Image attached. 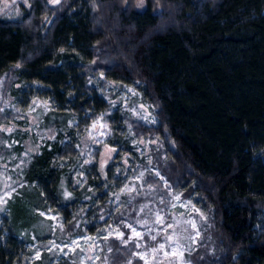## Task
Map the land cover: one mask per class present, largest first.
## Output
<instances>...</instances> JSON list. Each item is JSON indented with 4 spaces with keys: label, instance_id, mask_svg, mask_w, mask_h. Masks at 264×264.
Wrapping results in <instances>:
<instances>
[{
    "label": "trees",
    "instance_id": "obj_1",
    "mask_svg": "<svg viewBox=\"0 0 264 264\" xmlns=\"http://www.w3.org/2000/svg\"><path fill=\"white\" fill-rule=\"evenodd\" d=\"M5 1L0 176L12 178L10 198L59 215L57 243L113 224L122 236L99 238L95 264H143L137 253L153 243L129 229L139 205L152 199L169 219V191L180 192L206 212L193 215L192 264H264V0ZM122 86L155 122L115 99ZM34 98L51 110L32 134ZM91 122L103 123L101 142L89 140ZM104 146L116 154L101 173ZM140 169L136 192L118 195ZM0 223V264H24L30 233L7 210ZM53 255L33 264L77 262Z\"/></svg>",
    "mask_w": 264,
    "mask_h": 264
},
{
    "label": "rangeland",
    "instance_id": "obj_2",
    "mask_svg": "<svg viewBox=\"0 0 264 264\" xmlns=\"http://www.w3.org/2000/svg\"><path fill=\"white\" fill-rule=\"evenodd\" d=\"M9 1V0H7ZM114 95L117 101L127 104L128 110L135 116L141 117L145 122H155V117L150 111L149 106L136 101L138 96L131 87L122 86L114 89ZM136 99V100H135ZM51 110L48 101L34 98L28 105L26 115L30 125L23 129L28 133H42L45 129L44 116ZM74 124V123H73ZM89 140L101 142L106 136V130L102 122H91L87 128ZM48 137V134H44ZM100 171L103 173L110 161L114 158L115 150L104 146L100 152ZM140 169L132 176H129L124 185L120 188L119 194L135 193V184L140 182L143 176ZM6 180L0 176V212L7 210L11 220V226L22 235L29 232L26 237L29 239L25 244L24 264H33L37 261H49L51 257L75 256L77 262L74 264H95L101 252L99 238L102 237H121V232L115 225L108 226L101 235H82L74 237L70 241L57 243L51 235L55 229L61 226V217L51 211H41L35 209V200L25 194L19 196H10L15 188L5 192ZM65 195L69 192L62 186ZM168 211L171 213L169 219L164 217L158 203L154 200L145 199L138 208V217L136 224L130 225L131 237L140 240L144 235L149 236L152 245L141 247L137 256L140 257L143 264H192L186 258V254L196 246V240L200 235L197 228V221L193 215L200 219L206 216L205 209L200 203L192 198L182 197L180 192L169 191ZM7 199V200H6ZM119 202L116 197L115 206ZM1 224V223H0ZM20 235V237H24ZM46 238L42 243L40 240ZM158 237L161 239L156 240ZM47 253L44 258L43 253Z\"/></svg>",
    "mask_w": 264,
    "mask_h": 264
},
{
    "label": "flooded vegetation",
    "instance_id": "obj_3",
    "mask_svg": "<svg viewBox=\"0 0 264 264\" xmlns=\"http://www.w3.org/2000/svg\"><path fill=\"white\" fill-rule=\"evenodd\" d=\"M9 1H11V0H9ZM5 2H7V0Z\"/></svg>",
    "mask_w": 264,
    "mask_h": 264
}]
</instances>
